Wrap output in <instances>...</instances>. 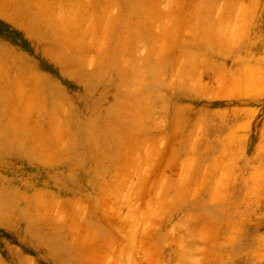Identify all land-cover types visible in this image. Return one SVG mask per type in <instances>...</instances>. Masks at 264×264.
Masks as SVG:
<instances>
[{
    "label": "rangeland",
    "instance_id": "1",
    "mask_svg": "<svg viewBox=\"0 0 264 264\" xmlns=\"http://www.w3.org/2000/svg\"><path fill=\"white\" fill-rule=\"evenodd\" d=\"M263 10L0 0L1 264H264Z\"/></svg>",
    "mask_w": 264,
    "mask_h": 264
},
{
    "label": "crops",
    "instance_id": "2",
    "mask_svg": "<svg viewBox=\"0 0 264 264\" xmlns=\"http://www.w3.org/2000/svg\"><path fill=\"white\" fill-rule=\"evenodd\" d=\"M236 1V0H234ZM240 2H243L245 4H251L253 6L258 5L259 7L264 6V0H237ZM256 11H253L252 14L256 13ZM261 15L260 17L264 18V10L259 12ZM9 17V15H8ZM10 18V17H9ZM221 33L214 32V35H211L210 37H207V42L212 46L211 49L213 51H218V50H230V49H239L243 50L249 47H253L252 45L258 41L259 39H264V27L260 28L258 26H253L251 27L248 31L244 33H239L238 40L235 41H229L226 38V35H220ZM236 43L239 45L236 46ZM261 43H264V40L261 41ZM43 46V45H42ZM227 53H223L222 55H217V53H213V56L215 61H224L223 56H227ZM222 58V59H221ZM1 264V261H0Z\"/></svg>",
    "mask_w": 264,
    "mask_h": 264
}]
</instances>
